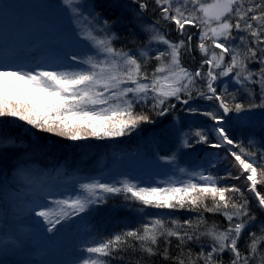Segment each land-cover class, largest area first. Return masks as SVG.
Segmentation results:
<instances>
[{
	"label": "snow or ice",
	"instance_id": "snow-or-ice-1",
	"mask_svg": "<svg viewBox=\"0 0 264 264\" xmlns=\"http://www.w3.org/2000/svg\"><path fill=\"white\" fill-rule=\"evenodd\" d=\"M132 5L119 0L112 3L130 12L129 23L145 34V42L137 49L115 46L121 39L116 29L123 24L122 16L109 20L98 11V0L83 4L60 0L48 7L63 8L74 26L86 25L76 35L95 55L81 57L69 48L58 64L29 70L0 59V155L20 150L12 166L13 180L27 176L29 161L49 148L39 136L30 138L26 146L23 141L18 144L19 133L13 132L16 121L29 126L22 131L30 136L48 133L74 142L118 138L131 135L142 124H156L153 116L165 117L177 108L173 100L185 106L183 111L213 122L206 129L182 133L181 147H191L189 137L194 136L196 144L223 149L224 174L194 172L191 177L195 179L147 187L128 180L96 179L79 183V191L67 198L34 197L25 210L42 218L48 233H57L61 230L57 225L62 228L64 222L94 212L108 197L122 195L139 204L141 212L168 211L155 216L145 212L138 227L82 247V255L66 264H264V193L258 189L264 185V139L260 150L254 151L251 145L256 141L250 139L246 147L224 127L229 113L264 110V0H152L151 8L148 0H132ZM149 10L154 19L145 23ZM162 22L171 26L177 39L168 38ZM129 31V42L138 43ZM154 45L162 47L153 55ZM196 51L200 63L189 69L182 57L195 60ZM150 60L156 61L154 68L149 67ZM73 61L83 67L59 70L71 67ZM222 78H230L237 87L218 91ZM237 94L245 95L247 103L236 102ZM199 100L212 104L200 110L198 104L193 105ZM137 106L144 110L136 111ZM161 159L171 163L175 153ZM217 162L219 157L210 160V165L215 167ZM181 211L197 215L183 221L171 215ZM204 213L222 216L226 227L209 222Z\"/></svg>",
	"mask_w": 264,
	"mask_h": 264
},
{
	"label": "trees",
	"instance_id": "trees-1",
	"mask_svg": "<svg viewBox=\"0 0 264 264\" xmlns=\"http://www.w3.org/2000/svg\"><path fill=\"white\" fill-rule=\"evenodd\" d=\"M2 0H0L1 2ZM27 1V0H26ZM28 2V1H27ZM56 0H49L48 4L55 3ZM88 0H81V3H87ZM121 4L132 5V0H119ZM113 0H98V11H100L109 20L122 16L123 24L116 30L119 32L121 39L115 42L117 48L124 47L125 50L137 49L146 40L145 34L139 28L129 23L131 14L120 8L112 6ZM150 8L152 0H148ZM135 7V5H132ZM47 11L50 8L46 6ZM25 11V6L20 10L22 15ZM47 16L54 17L57 20H63L60 15H52L47 12ZM62 18V19H61ZM146 23H151L154 19L152 12L149 10L147 15L144 16ZM39 19L34 23L35 29H39ZM71 27L65 30H74V23L70 21ZM80 25V24H79ZM85 28V24H81ZM20 25L18 24V27ZM33 26V25H32ZM162 29L168 33V38L177 39V33L171 30V26L167 22H162ZM34 28V27H33ZM19 29V28H17ZM130 29L138 38V43H130ZM196 31L195 29H189ZM79 31V29H77ZM76 31V32H77ZM73 32V31H70ZM197 42V37H193V45ZM59 43H62L60 41ZM81 43V39L73 42V49L81 57L87 55H95L81 49H77L76 45ZM28 47L18 49L17 52L23 54L29 51L27 57L20 61V64L25 67V70L35 68L38 65L47 67L58 64L62 60V55H45L43 46L30 42ZM75 46V47H74ZM219 51V50H217ZM155 47L151 48V53L155 54ZM196 59L192 60L190 57H182V62L189 69L198 67L201 56L198 51L194 52ZM156 65L155 60H150L149 67L154 68ZM83 67L77 62H71V67L61 66L59 70H73ZM206 70V68H205ZM218 91L223 87H228L229 91L234 90L237 86L231 83L230 78H222V83L218 82ZM236 102L247 103L246 96L237 94ZM171 103H177V108L170 112L165 117H155L156 124H142L131 135L124 137L109 138L98 140L89 138L87 140L70 141L61 137H56L48 133L35 132V135H29L22 131L29 126L23 125L22 122L16 121L17 127L13 129L14 133H19L17 136V143L24 142L27 145L29 139H35L36 136L43 138L49 148L43 154H37L29 161L30 172L25 177H19L13 180V164L17 157L20 155V150L5 151L0 155V239L2 242L19 241L18 223L22 218L23 211L26 209L29 198L33 196L41 197L47 196L53 199H63L70 195H74L79 191L78 185L81 182H90L93 180H100L102 182L103 169L102 165L110 163L114 156L124 155L127 153H134L147 149H162L160 155L171 156L175 155L182 165L196 163L199 167L208 164L211 167L210 173L223 175L226 166V158L223 149H212L206 144H196L195 137H189V144L191 147H181L182 133L191 132L200 128H207L213 122L201 115L189 114L182 109L185 106L180 105L175 100ZM199 105L200 110L209 109L212 102L199 100L194 101L193 105ZM218 107V105H217ZM140 106H137L136 111H142ZM257 114L259 116H257ZM256 115V116H255ZM255 116V118H253ZM11 119V118H5ZM225 128L228 129L230 135L234 140L244 143L248 147L250 139L256 141L251 145V150L259 151L260 141L264 139V110L253 109L241 113H229L228 119L225 117ZM162 128H167L168 131L163 133ZM35 130H33L34 132ZM215 140L214 135L209 137ZM178 144V145H176ZM164 148L172 149L171 152L164 151ZM238 151V149H237ZM219 157V162L215 167L210 165V160L215 161ZM235 171V170H233ZM61 183L60 187H56L57 183ZM220 183L240 184V181H220ZM15 184L13 189L11 185ZM258 189L264 193V185H259ZM210 203V202H209ZM141 206L131 200H125L124 197L115 196L108 197L106 203L97 206L96 210L91 213L81 214L70 221L64 222L63 227L57 225L61 229L57 233H46V239L52 241L55 246L52 251L54 254L59 255L64 261H71L77 259L82 255L80 249L93 242H100L110 236L120 233L123 230L138 227L144 218V213L152 216L167 215V210L145 209L143 212L138 211ZM172 216L179 218L183 221L186 218H195L197 213L194 212H175ZM206 219L211 222L213 220L219 223L221 228L226 227L227 222L222 216H213L210 213L203 214ZM173 242L172 254L176 255V249ZM170 264V262H169Z\"/></svg>",
	"mask_w": 264,
	"mask_h": 264
},
{
	"label": "rangeland",
	"instance_id": "rangeland-1",
	"mask_svg": "<svg viewBox=\"0 0 264 264\" xmlns=\"http://www.w3.org/2000/svg\"><path fill=\"white\" fill-rule=\"evenodd\" d=\"M27 1L2 0L0 2V59L4 58L20 64V61L27 57L29 51L21 54L17 50L24 47L31 50L30 42L43 46L45 55H61L63 51L73 48V42L80 39L76 35V31L77 29L81 30L82 25L75 24V31L65 30L68 26L71 27L70 21L72 20L69 18V13L63 8L57 10L50 8V11H47L46 6H48L49 0ZM55 3H60V0H56ZM24 6L25 11L21 15L20 10ZM47 12H51L52 15H60L63 20L49 18ZM37 19H39V29H35L34 26ZM60 41L62 43H59ZM153 47L156 51L157 47L162 46L154 45ZM76 48L89 53L95 52L84 40H81ZM257 116L259 115L257 114ZM181 143L180 141L179 144ZM164 149L167 152L172 151L170 148ZM162 150L163 148L160 150L154 148L114 156L109 164L102 165V182L114 183L128 180L145 187L165 186L169 182L178 183L189 178L195 179L191 177L194 172L203 171L208 174L211 171L208 164L201 167L196 163L182 165L176 155L173 162L169 163L167 160L161 159L166 157L160 155ZM172 156L173 154L168 158ZM180 169H184V171L182 172ZM55 186L58 188L61 183L58 182ZM34 197L36 196L29 198L28 204ZM52 199L48 197V200ZM46 229L47 225L44 224L42 218L24 210L18 223L19 241L2 242L0 239V264H66L67 261L52 252L55 244L46 239Z\"/></svg>",
	"mask_w": 264,
	"mask_h": 264
}]
</instances>
